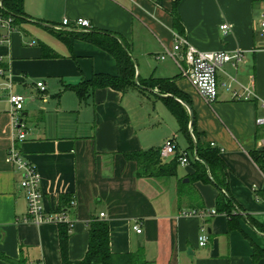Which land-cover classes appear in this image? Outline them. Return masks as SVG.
Returning <instances> with one entry per match:
<instances>
[{
	"label": "crops",
	"instance_id": "crops-1",
	"mask_svg": "<svg viewBox=\"0 0 264 264\" xmlns=\"http://www.w3.org/2000/svg\"><path fill=\"white\" fill-rule=\"evenodd\" d=\"M22 9L25 19L15 24L9 43L0 46V264H61L59 225L25 221L21 173L5 162L13 138L5 87L9 77L12 93L25 98L20 117L26 138L16 148L40 177L45 211L64 213L72 223L70 261L84 258L88 225L97 219L108 224L113 254L142 252L153 264H264L252 261V244L264 250V232L249 222L250 217L264 229V127L256 125V119L264 117V39L255 30L259 0H23ZM173 13L180 21L178 29ZM64 19H87L88 31L121 37L139 82L172 81L182 96L176 101L188 128L185 100L200 142L221 150L229 192L240 208L238 229L228 231L224 214L204 219L182 215L216 209L217 189L190 180L193 162H177L173 176L137 175L136 162L126 155L161 149L171 135L175 156L193 152L183 133L187 147L181 149L176 141L174 128L181 132L179 124L162 100L171 95L157 88L91 89L85 83L94 76L117 75L116 62L89 42L74 39L67 44L59 38L57 34L69 38L70 33L88 32L64 29ZM222 24L231 27L226 36L220 32ZM175 35L200 51L244 53L237 70L225 65L217 72L218 95L212 104L199 96L171 59L159 58L171 51ZM232 77L251 87L257 98L232 100L227 87L238 88ZM39 82L43 92L36 88ZM79 85L85 87L82 101L72 89ZM136 96L148 101L155 97L175 123L163 128L170 120L165 114L152 117L156 123L149 114L139 115L132 102ZM175 156L162 160L168 163ZM61 197L66 199L62 208ZM202 226L209 241L198 247Z\"/></svg>",
	"mask_w": 264,
	"mask_h": 264
},
{
	"label": "trees",
	"instance_id": "trees-1",
	"mask_svg": "<svg viewBox=\"0 0 264 264\" xmlns=\"http://www.w3.org/2000/svg\"><path fill=\"white\" fill-rule=\"evenodd\" d=\"M0 3V13L13 17L14 24L25 19L22 9L23 0H0ZM172 19L174 27L178 29L180 21L176 13H173ZM57 36L67 42V44H70L74 39L89 42L109 53L114 58L118 68L117 75L113 77L107 75L94 76L90 81L85 83L91 89L111 88L117 91H125L129 88H137L140 91L151 92L154 88H157L159 91L171 95V97L162 98V100L177 120L181 133L187 137L189 149H192L198 158V161H194L192 164L194 172L190 176V180L209 183L217 189L218 195L215 202V211L227 217L228 231L238 229L236 220L239 216L240 208L229 192L228 167L221 159L218 149L200 142L198 135L194 131V122L192 123L191 131L195 137V141L191 138L188 119L183 108L176 101L177 98L182 99V96L178 93L172 81L151 78L143 82H139L138 80V85H136L134 82V60L128 52L125 42L119 36L94 31L70 33L69 38L63 37L62 34H57ZM84 88V85L72 87L80 101L84 99ZM185 102L188 104V101L185 100ZM160 150L152 149L144 152H134L126 155V157L136 162L138 167L137 175L153 178L173 176L177 166V156L171 162H163ZM65 203L66 199L61 197V208L65 206ZM249 222L264 232V229L250 217ZM88 233V247L84 258L81 261L73 262L68 259V227L66 224H59L61 264H153L145 259L142 252L128 254L111 253L109 248V228L105 221L92 220L88 225ZM259 260H264V250L252 244V261L256 263Z\"/></svg>",
	"mask_w": 264,
	"mask_h": 264
},
{
	"label": "built area",
	"instance_id": "built-area-1",
	"mask_svg": "<svg viewBox=\"0 0 264 264\" xmlns=\"http://www.w3.org/2000/svg\"><path fill=\"white\" fill-rule=\"evenodd\" d=\"M259 3L260 10L255 23V30L260 37L264 39V0H259ZM62 27L70 31L79 29L88 31L91 29V25L87 19H77L73 22L64 19L62 21ZM219 29L221 34L226 36L231 27L227 24H222ZM14 31L15 24L13 17L8 15L5 16L0 13V46L9 43L10 35ZM180 53L181 55H179ZM165 56L171 59L179 67L181 75L188 79L190 85L207 104H212L217 99V72L225 65H230L232 69L237 70L238 66L244 61V53L241 51H200L191 45L185 38L178 35H175L171 51L166 52V55L159 58L163 60ZM181 61L185 64V67L181 65ZM2 73L3 70L0 69V75ZM231 81L238 86V88L235 89H232L231 86L227 87L230 91L232 100L250 101L257 98L251 87L242 85L235 77H232ZM5 87L8 91V102L10 106L9 115L11 117L10 125L13 131L12 144L7 150L5 162L12 165L21 173L19 186L25 192L27 203L25 221L33 224H66L68 231H71L72 223L64 213L54 215L45 211L43 206V196L40 191V177L35 167L27 161L16 148L17 143L24 141L26 138L25 127L20 117V111L25 102V98L21 95L12 93V80L10 77L5 82ZM36 88L41 92L45 90V86L42 82L36 83ZM262 107H264V103H262ZM256 125L264 127V117L257 118ZM189 133L191 138L195 141L191 129H189ZM210 147L218 149L219 152L221 151L214 143H210ZM175 153L176 143L174 138L171 137L166 139L160 150L161 158L167 160L169 157L175 156ZM194 161H198L194 152L188 153L187 151H183L177 156V162L183 166L189 165ZM216 214L217 212L215 210L187 211L182 213L183 216H197L203 219L210 218ZM103 217L104 215L100 214L98 218L102 219ZM133 229L136 233H141V229L138 226L133 227ZM208 241V234L202 226L197 237V245L198 247H205L208 244Z\"/></svg>",
	"mask_w": 264,
	"mask_h": 264
},
{
	"label": "rangeland",
	"instance_id": "rangeland-1",
	"mask_svg": "<svg viewBox=\"0 0 264 264\" xmlns=\"http://www.w3.org/2000/svg\"><path fill=\"white\" fill-rule=\"evenodd\" d=\"M163 95H166L164 92H162ZM133 107L135 108V112H137L139 115H147L149 114L151 116V119L150 121L151 122H155L156 121H153L154 119H152V117H155L157 116L158 114H165L167 117H169L168 119L169 122H165L164 120V123L162 121V127H166L169 129L168 125H171V123H175L174 120L171 118L170 114L168 113V111L165 109V107L163 106V104L156 100L155 97H152L151 101H148L146 99H139V96H136L135 99H133ZM25 124V123H24ZM173 125V124H172ZM175 127V126H174ZM175 129V132H176V136H177V143H178V146L182 149L183 147H187L188 143H187V140L186 138L184 137V135L178 131V128H174ZM167 130V129H166ZM172 137V135H171ZM178 169H180V167H178ZM181 171H178V173H180Z\"/></svg>",
	"mask_w": 264,
	"mask_h": 264
},
{
	"label": "water",
	"instance_id": "water-1",
	"mask_svg": "<svg viewBox=\"0 0 264 264\" xmlns=\"http://www.w3.org/2000/svg\"><path fill=\"white\" fill-rule=\"evenodd\" d=\"M35 23L44 26L43 23H39V22H35ZM134 82H135L136 85H138L137 77L135 78V81ZM184 105L188 108L189 113H190V123H189V127L191 128L192 123H193V114H192L191 109L189 108V106L187 104H184Z\"/></svg>",
	"mask_w": 264,
	"mask_h": 264
}]
</instances>
